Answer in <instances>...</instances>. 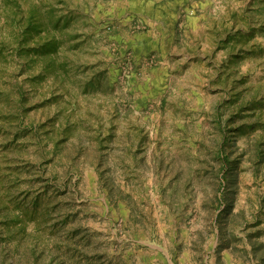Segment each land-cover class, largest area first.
<instances>
[{"label": "rangeland", "instance_id": "obj_1", "mask_svg": "<svg viewBox=\"0 0 264 264\" xmlns=\"http://www.w3.org/2000/svg\"><path fill=\"white\" fill-rule=\"evenodd\" d=\"M263 98L264 0H0V264H264Z\"/></svg>", "mask_w": 264, "mask_h": 264}, {"label": "trees", "instance_id": "obj_2", "mask_svg": "<svg viewBox=\"0 0 264 264\" xmlns=\"http://www.w3.org/2000/svg\"><path fill=\"white\" fill-rule=\"evenodd\" d=\"M48 13L53 16L54 10L48 11ZM45 16H46L45 13L42 11L41 7L39 6H35L33 7V9L30 10L27 16L28 17L27 23L22 29L23 37L21 40L22 43L19 46L18 54L22 55L26 59H29L31 62L36 61L37 59L42 60L43 62L49 60L45 64V71L47 72V74L52 73L55 76L60 77L65 74V68H66V65L64 64L59 65L58 62L56 61L60 49L62 47V43H63L62 40L52 36L44 42L41 41L34 43L32 42L42 33L48 31L47 25L45 23ZM61 23H63L64 27H68L71 24L70 20L59 17L54 24V29L58 30ZM233 39H235L234 35L228 38V40H233ZM30 42H32V44ZM243 84H245V82ZM92 85L95 86L96 84L92 83ZM96 86L98 88V85ZM238 102H239V98L233 100L234 104H237ZM263 106H264V98L263 100H259V101L253 100L251 101L250 104L242 106L239 112L241 113V115L240 116L236 115V117H241L240 120L242 121L246 120L247 118H252L255 114V110H258L259 107L262 108ZM259 112L260 113L263 112L262 109L259 110ZM253 126L251 125V127ZM262 126L264 128V124ZM239 131H243V130L240 129ZM224 165L226 167L224 176L225 178H227L228 172L230 171V162L228 160H224ZM223 183L224 185L226 184L224 182V179H223ZM228 207L230 206L227 205L224 211H227Z\"/></svg>", "mask_w": 264, "mask_h": 264}]
</instances>
